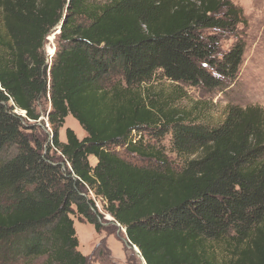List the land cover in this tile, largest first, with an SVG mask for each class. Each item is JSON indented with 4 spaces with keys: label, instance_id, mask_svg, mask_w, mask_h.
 Wrapping results in <instances>:
<instances>
[{
    "label": "trees",
    "instance_id": "trees-1",
    "mask_svg": "<svg viewBox=\"0 0 264 264\" xmlns=\"http://www.w3.org/2000/svg\"><path fill=\"white\" fill-rule=\"evenodd\" d=\"M239 24L231 0H0V154L13 148L0 161V264H89L70 216L100 229L90 193L145 264H264V110L227 105L211 126L139 92L156 77L208 92L227 86L245 44L219 54L210 32ZM59 25L49 64L44 40ZM46 95L51 144L68 167L12 112L36 121ZM69 115L86 136L66 129L60 142ZM147 133L170 134L180 166ZM221 245L227 260L217 258Z\"/></svg>",
    "mask_w": 264,
    "mask_h": 264
},
{
    "label": "rangeland",
    "instance_id": "rangeland-1",
    "mask_svg": "<svg viewBox=\"0 0 264 264\" xmlns=\"http://www.w3.org/2000/svg\"><path fill=\"white\" fill-rule=\"evenodd\" d=\"M231 2L242 10L245 24H239L231 31H216L210 32V34L215 37L218 43L219 54L227 52L237 40L244 42L245 51L242 64L235 80L228 82V85L222 89L208 92L201 88L172 84L156 77L151 83L142 85L139 90L147 101L152 99L157 105H164L168 109L186 115L187 122L204 123L211 126L222 122L227 105H236L242 108L258 106L264 110V0H231ZM57 45L58 31L52 29L45 37L43 47L46 61L49 64L52 58L50 54L55 51ZM9 106H12L11 102H9ZM35 109L38 114L36 121L26 119L25 114L18 109H14L12 112L23 119V131L28 138L32 142L42 144L44 155H48L61 167H68L51 144L52 128L47 118L50 103L47 95L37 101ZM47 123L51 132L47 128ZM66 129H71L79 140L86 136L79 123L70 115L65 118L62 128L58 131L60 142H65ZM144 139L150 145L160 149L172 164L176 167L180 166L181 159L176 158L171 148L170 134L160 138H150L147 133ZM115 151L134 165L146 167L151 164L143 162L138 157L127 155L122 148H116ZM12 153L13 148L3 151L0 154V161L10 158ZM88 160L92 166L95 165L94 157L90 156ZM89 197L95 200L94 205L97 213L101 215L97 219L100 229L96 231L94 226L85 220L79 222L77 217L70 216L78 238V251L88 258L89 264H143L142 259L128 247L125 228L111 224L110 215L105 211L100 198L91 196V194ZM214 250L219 261L228 259L229 252L225 246H218ZM42 263V259H32L17 264Z\"/></svg>",
    "mask_w": 264,
    "mask_h": 264
},
{
    "label": "water",
    "instance_id": "water-1",
    "mask_svg": "<svg viewBox=\"0 0 264 264\" xmlns=\"http://www.w3.org/2000/svg\"><path fill=\"white\" fill-rule=\"evenodd\" d=\"M54 31H58V34H59V32H60V25L58 26V27H56V28H54ZM53 52H55V51H53ZM54 54V53H53ZM53 56V55H52ZM22 112V111H21ZM24 113V112H23ZM110 218H111V224H113V225H115V226H117V227H120V225L111 217V216H109ZM126 243L128 244V247L129 248H131V249H135V248H137L136 246H133V245H131L130 243H129V241L126 239ZM138 250V249H137ZM138 254H140V252H139V250H138ZM139 257L142 259V261H143V264H145V262H144V260H143V258L141 257V254L139 255Z\"/></svg>",
    "mask_w": 264,
    "mask_h": 264
},
{
    "label": "bare ground",
    "instance_id": "bare-ground-1",
    "mask_svg": "<svg viewBox=\"0 0 264 264\" xmlns=\"http://www.w3.org/2000/svg\"><path fill=\"white\" fill-rule=\"evenodd\" d=\"M53 53H54V52H53ZM53 53H52V54H50V56H52V55H53ZM108 219H109V218H108ZM132 250H133V249H132ZM134 252L137 254V256H139L137 248H135V249H134Z\"/></svg>",
    "mask_w": 264,
    "mask_h": 264
},
{
    "label": "built area",
    "instance_id": "built-area-1",
    "mask_svg": "<svg viewBox=\"0 0 264 264\" xmlns=\"http://www.w3.org/2000/svg\"><path fill=\"white\" fill-rule=\"evenodd\" d=\"M47 128H48V130L51 132V130H50V127H49V124L47 123ZM91 194V196H94L92 193H90ZM95 197V196H94ZM93 197V198H94ZM93 201H95L94 199H93Z\"/></svg>",
    "mask_w": 264,
    "mask_h": 264
},
{
    "label": "flooded vegetation",
    "instance_id": "flooded-vegetation-1",
    "mask_svg": "<svg viewBox=\"0 0 264 264\" xmlns=\"http://www.w3.org/2000/svg\"><path fill=\"white\" fill-rule=\"evenodd\" d=\"M93 258V257H92Z\"/></svg>",
    "mask_w": 264,
    "mask_h": 264
}]
</instances>
